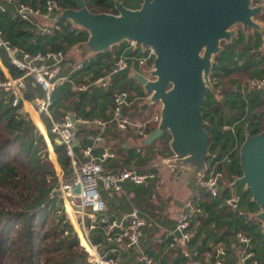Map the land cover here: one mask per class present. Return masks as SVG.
<instances>
[{
  "label": "trees",
  "instance_id": "obj_1",
  "mask_svg": "<svg viewBox=\"0 0 264 264\" xmlns=\"http://www.w3.org/2000/svg\"><path fill=\"white\" fill-rule=\"evenodd\" d=\"M15 1L22 4L29 3L31 6H35L36 3L35 0ZM39 1H41L39 5L45 3V0ZM54 1L58 3L61 11L63 9L75 10L74 4L69 0ZM128 1L123 0V5L126 8ZM84 2L88 11L93 15H115L113 0H84ZM134 2L139 3L136 5L135 9H137L141 0H134ZM263 2L264 0H254L252 4L253 6L263 5L262 16L254 19L259 23H264ZM28 27L29 29L26 30ZM235 31L237 38L232 39L227 45L221 43L222 53L212 57L210 90L206 92L200 108L204 123L203 129L209 140L206 162L208 168L214 158L219 159L221 154L229 150L233 144V136L230 132L222 131L223 126L233 125L235 127L234 138H239L238 147L231 155L230 165L219 167L224 177L220 193L222 198L230 195L228 186L234 179L241 176L237 156L239 146L244 140L243 135L252 136L264 131V90L246 93H240L237 90L239 84L246 79H260L264 76V67L261 70L257 68V65L264 61V31L262 35L252 34L249 30L247 34H244L240 27H236ZM36 35L39 36L37 42L33 45L29 43L26 45L28 38ZM0 36L28 54H43L46 51L60 53L64 58L63 63L66 62L65 54L87 39L83 31L77 30L66 22L54 25L46 34H40L30 23H24L14 17L10 7L5 9V13H0ZM56 38L59 42L56 41L57 43L52 45V48L46 51L38 49L39 42H53ZM125 46L130 45L122 43L96 56L92 63V66L97 67L95 77L111 73L123 54ZM131 49L127 52L126 58L136 59L145 54L139 49L134 50L132 47ZM154 59L150 60L146 67L152 68ZM0 61L10 77L16 78L21 75L8 65L2 52H0ZM147 74L143 72L142 75L147 77ZM4 80V75L0 71V82ZM130 83H132L131 80L118 77L109 81L107 92L100 96L101 100L102 98L110 99L114 93L124 91L128 95L127 102L133 105H127L122 110V116L128 122L127 129L119 131L116 126L111 124L112 128L103 132L104 141L101 148L107 146L113 154L112 158L119 161L106 164V159L103 167V170L106 171L129 167L126 165H129L131 161L129 157H126V148L122 147L123 142L118 141L122 136L126 139L122 141H127L131 137L130 141L135 144L133 151L143 149V152L139 150V154H141L137 159L139 163L135 164V167H130L138 172L142 170V167H145V164L149 165L151 161L158 162V160L171 155L168 148L169 135L166 132L153 143L143 144V138L157 128V122H150V120L154 117L158 118L160 106L158 104L147 105L146 100L149 95L144 92L135 95V92L129 88ZM30 87V90L34 91L32 95L41 96L32 84ZM65 87L66 85H62L59 88L64 89ZM57 89L56 87L53 90L52 100ZM137 89L140 88L137 87ZM26 98L32 99L30 96ZM11 101V96L0 91V264L6 263L7 253H10L11 250L14 255L13 261H17L16 264H22V262L23 264H88L87 253L78 247V240L72 227L61 216L59 200L54 196L49 197L51 189L56 185V180L53 164L47 159V146L44 139L28 117L23 114L20 102L11 107ZM229 118L231 120H228ZM232 120L238 124H232L235 123L231 122ZM35 125L40 127L38 120L35 121ZM139 131H142V134L138 135ZM90 135L83 129L76 130V140L79 146L74 148L75 153L92 144L93 138ZM48 140L52 145L56 162L63 170L64 177H67L71 166L69 159L64 155L63 146L55 144V137L50 134ZM125 157L128 161H124ZM144 160L146 161L143 162ZM153 171L156 172V168H153ZM235 193L240 195V210L250 215V220H245L236 211L228 213L229 210L221 206L218 199H211L209 196L203 195L201 199V207L203 204L205 206L203 212H207L208 209L213 212H207V215L200 213L196 216V221L199 223L188 245L189 249L198 251L199 257L212 253L213 248L205 246L207 240L214 239L218 232H221V237L224 236L220 225L221 221L222 223L224 221V225L227 227L233 222L236 228L235 234L242 232L251 236L254 247L262 251L261 256L263 255L264 258V228L260 233L255 231L253 211L250 210L255 208L257 211V206L251 201V193L242 186L237 187ZM2 201L7 203V211L1 207ZM215 214L218 215L215 217ZM211 223L214 224L215 229L208 226ZM18 224L21 226L19 231L21 234H19L20 237L15 238L12 234L15 231V225ZM208 227L210 232L204 230ZM215 240H219V238H215ZM110 256L114 258V256H118V253L112 251Z\"/></svg>",
  "mask_w": 264,
  "mask_h": 264
},
{
  "label": "built area",
  "instance_id": "obj_2",
  "mask_svg": "<svg viewBox=\"0 0 264 264\" xmlns=\"http://www.w3.org/2000/svg\"><path fill=\"white\" fill-rule=\"evenodd\" d=\"M260 6L263 7L262 4ZM9 7L14 17L24 23H30L40 34H46L49 30L41 27L36 21L46 22V20H49V15L61 12L58 3L54 0H45L44 5L38 8L18 3L15 0H0V13H5V9H9ZM254 22L264 31V23ZM130 47L133 48L132 45ZM0 52L6 57L8 65L21 74L16 78L5 74V80L0 82V91L12 97V107L23 101L25 82L30 81L33 87L41 92V96L36 95L32 98L30 106L38 116L49 119V129L45 137L48 138L49 134L55 137V140H58L59 144L63 146L64 155L69 159L71 170L67 177H64L60 168L54 170L56 185L51 189L49 197L54 196L59 200L61 213L69 221L68 223L78 240V246L87 253L88 264H118L117 259L111 257L110 253L116 250L137 248L143 236L142 230L150 224V220L133 209L123 219L109 221L107 216L103 215L105 205L101 193L118 194L122 190L123 182H130L136 186H146L155 179V174L152 171L138 172L129 167L116 171H106L103 170L105 160L113 157L107 146H103L101 152L96 156L93 155L91 145L85 146L77 153H75L74 148L76 146V126L93 129L95 131L93 142L99 144H103V132L108 124L116 125L119 131L127 129L128 122L122 116L123 108L128 105L127 93L120 91L112 95L108 122H102L95 118L82 121L71 115L52 121L48 111L53 90L69 82L72 72L80 70L82 64H76L70 74L62 76L60 70L64 58L60 53L46 51L43 54H28L23 49L13 46L1 38V36ZM144 53L143 56L136 59L119 58L106 78L93 81H87L86 79L75 87V91L84 93L91 87L104 89L108 86V77L117 75L125 69L140 74L150 72L151 68L146 67V65L155 58V54L150 48H147ZM239 86L240 93L261 92L264 90V76L260 79H247L243 85ZM157 121V117L150 120V122ZM228 130L233 136L234 144L229 150L222 153L219 159L212 157L214 160L209 168L207 166L204 178L197 182L195 190L182 203L181 209L174 217L173 228L169 232L168 248L177 249L180 255L189 260L191 264H230L225 260L226 248L220 242H216L212 247V253H207L204 257H199L197 250L188 247L194 232L190 228V224L201 213L199 203H201L203 195H207L211 199H218L221 206L229 211L238 212L240 216L245 214L239 208V194L231 193L222 198L219 192V188L222 189L223 187L224 178L219 167L230 165L231 155L238 147L234 138L233 126L229 127ZM139 134H142V131H139ZM124 220L126 223H124ZM235 237V247L239 251L237 264H258L252 237L242 232L235 234ZM139 260L144 264H153V261L146 255H142Z\"/></svg>",
  "mask_w": 264,
  "mask_h": 264
},
{
  "label": "water",
  "instance_id": "obj_3",
  "mask_svg": "<svg viewBox=\"0 0 264 264\" xmlns=\"http://www.w3.org/2000/svg\"><path fill=\"white\" fill-rule=\"evenodd\" d=\"M69 1L75 10L63 9L48 19L55 25L66 22L86 34L78 47L82 56L101 55L122 43L154 52L147 77L125 69L111 80L127 76L149 95L147 105L160 106L157 128L142 142L151 144L164 132L169 135L171 156L161 163L171 175L183 174L195 184L202 180L209 140L200 108L210 90L212 57L222 53L221 43L227 45L236 37V27L244 34L249 30L262 35L254 22L262 16V6H253L254 0H141L137 9L130 10L114 1L115 15H93L84 0ZM243 139L237 156L241 176L228 189L235 193L242 186L251 193L258 211L254 219L264 228V131L245 134Z\"/></svg>",
  "mask_w": 264,
  "mask_h": 264
},
{
  "label": "crops",
  "instance_id": "obj_4",
  "mask_svg": "<svg viewBox=\"0 0 264 264\" xmlns=\"http://www.w3.org/2000/svg\"><path fill=\"white\" fill-rule=\"evenodd\" d=\"M35 2H36L35 6H32L33 8L42 7L44 5V4L39 5V2H41L39 0H35ZM27 4L29 5V3ZM39 22H41L40 23L41 27L48 29L49 31L50 28L55 25L50 20H46V22H42V21ZM32 27L36 29L33 25ZM28 29L29 27L26 28V30ZM36 36L35 37L32 36L28 38V41H26L27 42L26 45L28 43L31 45L35 44L39 38V36L37 37ZM56 41L59 42L58 38H56V40L53 42L50 41H46V43L39 42L40 44H38V49L46 51L49 48H52V45L57 43ZM78 47L79 45L75 46L74 48L69 50L67 54H65L66 62L63 63L60 73L62 76H65V74H70L73 66L79 63L82 64V69L72 72L70 81L64 84L66 85L64 89L59 88L62 85L57 87L58 88L56 90L57 92L56 94H54L53 100L51 99L48 115L52 121H57L61 119L63 116L71 115L82 121L91 120L95 118L102 122L103 121L108 122L110 119L111 98L105 100L102 98L101 100L100 96L105 95V93L107 92L106 88L109 86V81H113L118 77H116L113 80H111V76L108 77L107 79L108 86L104 89L98 87H91L87 92L84 93H78L77 91H75V87L79 86L86 79L87 81H93L97 78L101 79V77L102 78L107 77V75H103V74L95 77V75L97 74L96 72L97 67L92 66V63L95 61L96 56H84V55L82 56L78 52ZM131 50L132 49L130 46H125L122 51L123 54L120 56V58H126L127 52ZM257 68L260 69L262 67L257 65ZM0 71L2 72L5 78V74H7V71L2 66L1 61H0ZM131 71L132 70H130L129 72ZM125 78L129 79L127 76ZM30 85H31L30 81L27 80L25 82L24 99L23 101L20 102L22 106L21 109L23 111V114L28 117L29 121H31L34 128H36L37 131H39V133L42 135L44 142L47 146V159L50 162H52L54 170L60 168V170L63 173V170L59 166L58 162H56L52 145L50 144L48 138L45 137L47 135L46 132L49 129V119L44 116H38L30 106V101L32 99L28 100V98H26L28 96L33 98L34 96L37 95V94L32 95L34 91L32 92L30 90L31 88ZM129 88L135 92V95H138L139 93L143 92L141 91L140 87H139L140 89H137V85L133 81L132 83L129 84ZM34 89L36 90V92H39V90H37L36 88ZM239 89L240 86L237 88V90L240 91ZM72 91L75 93H73ZM72 94L74 95L72 96ZM128 105L131 104L128 103ZM31 111L36 116L40 124L39 128L35 125V122L33 121ZM110 125L111 124L107 125L108 127L105 129V131H109L112 128V126ZM113 126L116 125L113 124ZM76 127L77 129H83L88 134H91L90 137L92 136V138L95 135V131L91 128L82 127V126H76ZM124 139L125 137L122 136L118 139V141L123 142L122 147L126 148L125 149L127 153L126 157H129V160L131 161L130 164L126 166H129V168L135 167V164L139 163L137 159H139L141 156V154H139V150H142L143 152V149L133 151L135 148V144L130 141L131 137L127 141H122ZM77 143L78 142L76 140L75 143L76 146L78 145ZM101 145L103 144L92 142L91 146L93 147V155L96 156L101 152L102 149ZM136 154H139V156H136ZM169 156L164 157L163 159L168 158ZM126 157L124 158V161H128L126 160L127 159ZM115 160L117 159L108 158L106 164H113L115 162H119L118 160L117 161ZM161 160L162 159L158 160V162L151 161L149 165L145 164L144 165L145 167H142L141 171L154 172L153 168H156L157 170L156 172H154L155 179L150 181L146 186L144 185L136 186L131 184L130 182H123L122 190L120 193L118 194H114V193L104 194L103 192L101 193V197H103L104 205H105V211L103 215L107 216L109 221H119L123 219V217H125V215H127V213H129L133 209L137 210L138 214L150 220V224L144 227L142 230L143 236L139 241L137 248L134 249L128 248L124 250L115 251L116 253H118V256H114L117 259L118 264H144L142 263V261L139 260V258L142 257V255H146L147 257H149L153 261V264H191L189 260L184 259L180 255L177 249H169L167 244L170 238L169 232L172 230L174 225V217L177 215V212L181 209L182 203L191 195L192 191L195 190L197 183L195 184L189 181V179L185 177V175L183 174L176 176L171 175L170 170L165 164L161 163ZM145 161L146 160H144L143 162ZM178 182H180L181 184V190L183 192L181 194H179V192L176 191L178 188L177 187ZM174 188H176V190H174ZM228 193L231 194L230 190L228 191ZM199 204L201 210L200 212L202 214L207 215V212L208 213L213 212L211 209H208L207 212H203L205 206L203 204L202 205L203 207H201V203ZM250 210L253 211L252 213L254 219V215L258 211H255L256 210L255 208H251ZM228 213L231 214L232 211H229ZM217 215L215 214V217ZM243 217L245 218V220H250V215L246 213L244 214ZM254 222L255 223L253 225V228L255 229L256 232L260 233L261 230L263 229L262 225L255 219ZM124 223H126L125 220ZM198 223L199 222L196 221V217H195V219L191 221L192 226H190V228L193 231H196V227L198 226ZM224 223H225L224 221L223 223L221 221L220 224L222 226L221 230L223 231L224 236L221 237V232H218V234L214 237V239L219 238V240L214 241V239H209L206 241L205 246L212 248L216 242H220L223 245V247L226 248L227 251V255L225 257L226 262L230 264H237V257L239 251L238 248L235 247L236 237L234 231L236 230V228L233 225V222H231L232 224L228 227L225 226ZM208 226L211 229H215L213 223L209 224ZM209 227L204 230L210 232ZM97 231L99 232V230ZM253 247H254V243H253ZM254 248H255L258 264H264L263 255L261 256V254H263L262 251L259 248L258 249L256 247Z\"/></svg>",
  "mask_w": 264,
  "mask_h": 264
},
{
  "label": "rangeland",
  "instance_id": "obj_5",
  "mask_svg": "<svg viewBox=\"0 0 264 264\" xmlns=\"http://www.w3.org/2000/svg\"><path fill=\"white\" fill-rule=\"evenodd\" d=\"M113 1H120V2H123V0H113ZM72 3V2H71ZM73 4V3H72ZM127 6L129 7V8H135V3H134V0H129L128 1V3H127ZM71 7V6H70ZM36 23H38L39 25H40V23L41 22H37L36 21ZM77 30H79L78 28H76ZM81 31V30H80ZM236 38H237V36H236ZM260 55H262V54H260ZM238 64H240V62H238ZM260 67H264V61H263V63H260V64H258ZM262 68H260V70H261ZM247 80V79H246ZM246 80L243 82V83H240L239 85H243L245 82H246ZM232 118H233V115L231 116ZM228 120H231L230 118L228 119ZM231 122H235V120H232ZM232 124H238V122H235V123H232ZM233 125H229V126H223L222 127V131H224V132H229L230 130H228L229 129V127H232ZM233 129H234V131H235V127H233ZM244 136V135H243ZM241 137V136H240ZM236 142H237V144L239 143V138L237 137L236 138ZM233 144H234V141H233ZM232 144V145H233ZM54 168V167H53ZM182 177V176H181ZM177 190H176V188H174V190H176V191H178L179 192V194H181V193H183L182 192V190H181V184H180V182H178V184H177ZM1 207L3 208V210H6V209H8L7 207H8V205H7V203L6 202H4V201H2L1 202ZM17 209H19V208H17ZM7 211V210H6ZM65 220H66V222L68 223L69 221L66 219V218H64ZM68 225H70L69 223H68ZM20 228H21V226H20V224H18V225H15V231H14V233L12 234V235H14L15 236V238H18V237H20V235L19 234H21L19 231H20ZM79 247V246H78ZM80 248V247H79ZM13 253V250H11V252L10 253H7V255H8V257H7V259H6V263H4V264H16L17 263V261L16 262H14L13 261V257H14V255L12 254ZM22 264H23V262H22Z\"/></svg>",
  "mask_w": 264,
  "mask_h": 264
},
{
  "label": "bare ground",
  "instance_id": "obj_6",
  "mask_svg": "<svg viewBox=\"0 0 264 264\" xmlns=\"http://www.w3.org/2000/svg\"><path fill=\"white\" fill-rule=\"evenodd\" d=\"M31 115H32V118H33V121L35 122L37 120L36 116L33 114V112L31 111Z\"/></svg>",
  "mask_w": 264,
  "mask_h": 264
},
{
  "label": "flooded vegetation",
  "instance_id": "obj_7",
  "mask_svg": "<svg viewBox=\"0 0 264 264\" xmlns=\"http://www.w3.org/2000/svg\"><path fill=\"white\" fill-rule=\"evenodd\" d=\"M134 3H135V8H136V5H138L139 3L138 2H134ZM127 8L130 9L128 6H127ZM135 8H132V9L135 10Z\"/></svg>",
  "mask_w": 264,
  "mask_h": 264
}]
</instances>
